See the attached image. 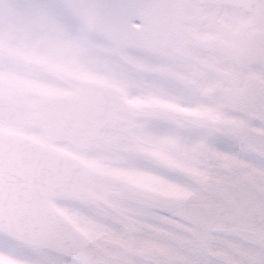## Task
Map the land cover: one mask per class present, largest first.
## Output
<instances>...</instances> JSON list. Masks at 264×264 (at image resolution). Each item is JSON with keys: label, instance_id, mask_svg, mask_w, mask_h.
<instances>
[{"label": "snow or ice", "instance_id": "snow-or-ice-1", "mask_svg": "<svg viewBox=\"0 0 264 264\" xmlns=\"http://www.w3.org/2000/svg\"><path fill=\"white\" fill-rule=\"evenodd\" d=\"M0 264H264V0H0Z\"/></svg>", "mask_w": 264, "mask_h": 264}]
</instances>
